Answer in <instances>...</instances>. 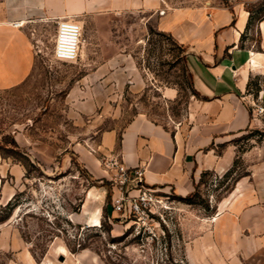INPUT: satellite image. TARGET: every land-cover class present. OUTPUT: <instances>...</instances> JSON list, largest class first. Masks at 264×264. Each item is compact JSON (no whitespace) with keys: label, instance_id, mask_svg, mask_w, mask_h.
Here are the masks:
<instances>
[{"label":"rangeland","instance_id":"rangeland-1","mask_svg":"<svg viewBox=\"0 0 264 264\" xmlns=\"http://www.w3.org/2000/svg\"><path fill=\"white\" fill-rule=\"evenodd\" d=\"M262 3L253 0L247 6ZM59 20L31 19L37 23L29 33L33 71L22 86L0 91V157L25 168L19 184L7 177L5 188L14 192L15 207L6 206L9 200L0 211L12 210L11 225L36 261L40 264L50 251V258L58 260V248L65 247L73 255L85 254L87 263L264 264V113L253 111L249 127L219 145V150L234 149L240 173H250L236 192L237 185L211 213L213 184L228 169L206 175L198 197L186 200L162 192L170 197V208L157 216L150 234L108 207L113 172L107 166L117 158L104 154L102 137L115 132L117 149L121 132L139 115L169 130L186 122L198 98L188 88L179 44L155 18L146 22L128 13H94L83 19L79 59L61 62L53 57ZM109 35L111 44H104ZM262 82L257 76L250 88L255 104L264 105ZM167 88L177 91L175 98H166ZM19 133L25 136L17 138ZM80 151L93 153L108 178H92ZM223 212L227 216L220 230ZM14 254L0 248V264H8Z\"/></svg>","mask_w":264,"mask_h":264},{"label":"crops","instance_id":"crops-1","mask_svg":"<svg viewBox=\"0 0 264 264\" xmlns=\"http://www.w3.org/2000/svg\"><path fill=\"white\" fill-rule=\"evenodd\" d=\"M252 1L0 0V91L22 86L33 71L29 33L37 23L31 19L78 22L82 27L81 54L83 19L91 14L128 13L136 19L144 17L146 22L155 18L159 29L171 33L187 48L194 87L203 98L191 102L186 122L177 129L169 130L146 115H139L121 132L117 149L115 132L103 135L102 146L107 156L116 157L128 167H142L148 186L185 197L194 191L203 171L223 173L232 165L234 149L226 145L219 152V145L249 127L248 103L252 102L249 83L253 84L257 76L263 78L259 98L264 99V20L249 26L247 5ZM20 21L23 26L12 25ZM254 35L260 39L256 41ZM111 38L109 35L104 44H111ZM176 95L174 88L165 90L166 98L173 99ZM24 136L19 133L17 138ZM79 160L95 180L108 178L109 171L100 167L93 153L80 151ZM24 174L23 166L0 157V204H6L14 195L5 188L10 185L7 177L19 184ZM244 180H239L234 192ZM97 190L96 187L90 190L88 205ZM106 194L105 189L101 200ZM108 207L112 210L111 205ZM85 209L83 215L87 214ZM226 216L223 212L218 217L220 230ZM11 222L12 219L0 224V248L15 253L8 264H39ZM63 249L58 248V260L50 258V251L40 264H100L87 263L85 254L73 255Z\"/></svg>","mask_w":264,"mask_h":264},{"label":"built area","instance_id":"built-area-1","mask_svg":"<svg viewBox=\"0 0 264 264\" xmlns=\"http://www.w3.org/2000/svg\"><path fill=\"white\" fill-rule=\"evenodd\" d=\"M14 25L23 26L22 21L15 22ZM81 42V25L73 20H59L54 38V59L61 62L77 61L80 57ZM252 104L255 112L264 113L263 104ZM107 167L113 172L110 203L113 213L132 220L144 231L153 234L157 216L161 217L162 213L170 208V197L146 184L142 167H128L118 159H111Z\"/></svg>","mask_w":264,"mask_h":264},{"label":"trees","instance_id":"trees-1","mask_svg":"<svg viewBox=\"0 0 264 264\" xmlns=\"http://www.w3.org/2000/svg\"><path fill=\"white\" fill-rule=\"evenodd\" d=\"M226 3L228 2L227 0H224ZM249 12H250V19H249V26L250 25H254L257 24V22H260L262 20H264V0L263 3L259 6V7H249ZM163 33L168 34L169 36H171L175 42H177V44H179V51L182 54L181 56V60L183 62L184 68V75H186V77H188V88L191 91V93L197 97L198 99L203 98L201 96V94L196 90V88L194 87V82H193V74L191 72V70L189 69L188 66V62H187V48L179 43L171 33L169 32H165L163 31ZM242 41H244V35L241 38ZM252 85V82L250 81L249 86ZM256 97V95H255ZM254 95L252 94V102L255 100ZM204 99H207L206 97H204ZM252 102H249V109H250V113L252 116V113L254 111V106L252 104ZM224 144H221V146ZM219 152H221V150H219ZM239 165H238V159H235L233 165L231 168L228 169V171L226 173H224V175H222L221 177H217L216 181L213 184V192H214V199L216 200V205L212 206L211 205V213L212 212H216L218 204L221 203L223 201V199L225 197H227L229 194H231L238 181L240 179H242L245 176L250 175L249 171H245L243 173H240L239 171ZM209 173H211V175L214 173V171H203L200 177V180L198 183L195 184V189L193 192H191L190 194H188L185 197H180L186 200H189L193 197H198L200 195V183H203V179L205 178L206 175H208ZM112 197V194L109 195V204L110 205V198ZM16 200V196H14V198L12 200H10V202L6 205L7 207L9 206L11 207H15V203L14 201ZM207 208H209V205H207ZM12 211V210H11ZM8 212L6 214H4L3 212L0 211V224L4 223L5 221H7L10 217H11V213L12 212Z\"/></svg>","mask_w":264,"mask_h":264},{"label":"bare ground","instance_id":"bare-ground-1","mask_svg":"<svg viewBox=\"0 0 264 264\" xmlns=\"http://www.w3.org/2000/svg\"><path fill=\"white\" fill-rule=\"evenodd\" d=\"M22 25H23V22H22ZM95 223H96V220H93L92 223H91V225H95Z\"/></svg>","mask_w":264,"mask_h":264}]
</instances>
